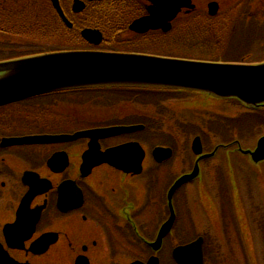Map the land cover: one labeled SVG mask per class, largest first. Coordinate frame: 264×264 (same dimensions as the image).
Instances as JSON below:
<instances>
[{
  "label": "flooded vegetation",
  "instance_id": "flooded-vegetation-1",
  "mask_svg": "<svg viewBox=\"0 0 264 264\" xmlns=\"http://www.w3.org/2000/svg\"><path fill=\"white\" fill-rule=\"evenodd\" d=\"M209 1L212 0H206V5ZM199 5L196 2L195 9ZM248 7L252 8L253 14H263L260 25L264 27V0H249ZM136 15L134 18L143 14ZM239 31L242 32L241 29ZM244 40L237 38L231 41L240 42L243 50ZM252 40L251 49L243 52L251 54L259 47V53L264 55V29L259 30ZM57 93L59 92L22 98L0 105V248L18 264H131L134 261L146 264L152 257L153 260L157 259L158 264H173L172 249L200 236L180 240L179 194L185 187L197 182L202 174H207V171L214 180L212 186L219 187L218 190H222L224 185L226 187L221 161L226 155V150L221 145L225 144L217 143L220 145L216 146L211 138L203 139L199 136L202 153L195 156L189 144H182V135L177 128L163 129L161 121L150 114H146L148 117L145 116L144 120L128 113L115 119L113 114L107 119L109 122L99 124L77 123L80 119L83 120L84 115L108 107L89 100L85 106L78 103L71 113L76 119L70 120L63 113H67V104L61 97H48ZM51 103L54 104L50 105ZM52 108L59 109V114H51ZM133 124L145 127L131 133L99 139L98 148L104 152L126 142L139 143L144 150V157L140 163V171L136 174L123 172L103 162L92 166L88 171H82V158L90 141L86 137L72 141L31 144H6L3 141ZM196 135L198 134L188 136ZM157 146L169 149V156L156 159L153 151ZM181 147L185 156L190 158V163H186L183 168H173V160L177 158ZM204 154L212 155L197 161ZM63 161L66 163L63 164ZM196 162V177L179 186L169 196L171 184L191 173ZM240 172L243 171L238 167V173ZM35 174L44 181L38 183V191L44 186L48 188L35 194L29 201L27 213L20 222L29 226L39 212L38 217L32 233L22 241V247H13L10 243L13 245L15 237L7 236L6 231H18L16 225L21 215H18L19 205L29 191L30 181L33 176L36 177ZM162 184L166 186L162 187ZM199 196L200 200L212 198L203 190ZM151 212L155 215L153 221L149 222ZM171 212L174 220L170 230L163 236L161 244H153L161 225ZM192 215L193 212L191 214L189 210L182 212V216ZM202 234L205 242L208 233ZM45 235L48 236V242L42 245L40 238ZM167 241L175 243L170 248L165 247ZM131 253L134 255L131 256Z\"/></svg>",
  "mask_w": 264,
  "mask_h": 264
},
{
  "label": "water",
  "instance_id": "water-1",
  "mask_svg": "<svg viewBox=\"0 0 264 264\" xmlns=\"http://www.w3.org/2000/svg\"><path fill=\"white\" fill-rule=\"evenodd\" d=\"M147 14L133 21L130 29L136 32H145L149 29H162L167 31L171 27V21L183 8H193L191 0H147ZM62 21L68 26L71 23L65 18L58 0H50ZM84 3L74 0L73 10L80 11ZM210 14H214L217 4H208ZM81 36L91 44H99L102 35L98 30L83 29ZM97 85H144L164 86L169 88H182L199 90L219 98H236L250 107H258L264 104V62L259 64H233L212 63L194 60H182L164 58L140 54H129L106 51H61L44 53L31 57L7 60L0 62V105L10 103L43 93L57 91L66 88ZM142 126H122L98 128L78 131L74 134L64 135H36L23 138H10L3 140L6 144L12 143H51L59 141H72L80 137L90 139L88 150L83 155L82 171H88L99 163H107L123 172L137 173L144 152L139 144L131 142L101 152L98 148V140L141 129ZM191 149L194 154L201 153V143L196 137ZM240 152L249 155L254 163L264 160V135L261 136L253 150L241 149ZM153 154L156 159H164L170 154L169 149L155 148ZM62 155V154H61ZM212 154L201 155L198 159ZM54 160V159H53ZM52 162V161H50ZM66 163L63 161V164ZM198 173L197 162L190 174L181 176L169 190V196L181 184L191 180ZM30 181V189L19 205L17 223L18 231L9 229L7 236L15 237L13 247H22V241L32 233L34 223L38 217L35 214L29 226L21 221L27 213L28 203L31 198L47 189L42 187L38 191V183H44L36 174ZM75 188V186H73ZM76 193V192H74ZM174 214L161 226L157 235V244L170 230ZM26 227V230H25ZM42 245L48 242V236L40 238ZM18 243V244H16ZM202 239L183 246L176 247L172 255L178 264H203ZM1 264H18L10 259L4 250L0 248ZM150 263V264H155ZM142 264V263H135Z\"/></svg>",
  "mask_w": 264,
  "mask_h": 264
},
{
  "label": "trees",
  "instance_id": "trees-1",
  "mask_svg": "<svg viewBox=\"0 0 264 264\" xmlns=\"http://www.w3.org/2000/svg\"><path fill=\"white\" fill-rule=\"evenodd\" d=\"M69 1L60 0L64 12L73 21L71 29L63 25L48 0L44 1L45 3L40 6V13L30 9L31 3L23 9L14 10L8 6V0H0V10L7 13L5 19L7 24H0V37L12 36L20 38L13 44L8 42L0 43V60L56 50L87 48V44L79 35L80 30L84 27L100 29L106 38L119 39L127 31L129 20L136 13L139 14L143 10L142 3L139 0H100L89 2L83 12L74 14L71 12ZM248 2L249 0L243 4L242 9L236 8V5L231 4L226 9L221 10L215 17H209L203 8H199L194 14L179 16L168 33L150 31L142 35H132L133 39H124L122 41L127 43L125 46L128 47H141L143 43L156 44L161 48L154 53L186 59L213 61L264 60V55L259 53V47L251 54L243 52L251 49L253 37L255 34L257 35L259 30L262 31L264 29L260 25L263 14L251 13L252 8H247ZM131 6H133L132 10ZM134 10H136V13H133ZM23 20L28 21V27H25L26 23H21ZM239 29L243 32L242 36L239 35ZM226 35L232 40L237 38L245 39V42H243L244 49L242 50L240 42L236 41H233L234 43L232 44H225L224 50L221 52L211 48L212 46H222V38ZM105 45L103 47L106 49L132 51L121 46L120 41L116 44L107 42ZM190 92L188 90L166 87L94 86L65 90L57 94H51L48 97H53L54 95L61 97L67 104V113L64 111L63 113L70 119H76V117L71 116V113L74 110L73 104H78L79 100H81L77 97L78 93L86 94L84 100H88L90 97L93 102H100L105 106L125 103L134 105L135 102L158 106L165 112L161 117H157L162 121L163 126L168 127L171 122V124L177 125L181 133L185 135V130H189V128L195 131H202V129L218 130V121L221 119L225 122L227 141L235 137L244 139L245 132L242 136H236L233 132H242L244 130L242 125L247 122H250V128L254 127L255 117L264 122V108L262 107L258 108L257 111L247 110V112L233 117L211 118V116L205 115L203 118H199L197 123H194L195 120L185 116L176 117L164 105L170 100L186 97ZM234 101L237 102L236 100ZM59 112V109L55 110L54 108L50 111L51 114L55 115H58ZM69 112L70 115H68ZM154 113H157L156 109ZM152 121H155V119H152ZM165 122L168 123V126H165ZM210 123L216 124L212 125ZM225 207V202L221 201L219 208L222 218L225 216L226 211L232 213L231 206H227L226 210ZM263 226L264 223L262 224Z\"/></svg>",
  "mask_w": 264,
  "mask_h": 264
},
{
  "label": "rangeland",
  "instance_id": "rangeland-1",
  "mask_svg": "<svg viewBox=\"0 0 264 264\" xmlns=\"http://www.w3.org/2000/svg\"><path fill=\"white\" fill-rule=\"evenodd\" d=\"M8 1V6H10V8L14 10L18 8L23 9L26 5H29L31 3L30 9L38 11L40 13V6L44 4V1L46 0ZM216 1L218 2L219 6H222L223 9L228 7L229 1L231 0ZM193 2L199 3V6H206V2L204 0H193ZM6 14L7 13L0 10V24H7L5 22ZM21 23H26L25 27H28L27 20H23L21 21ZM126 36L128 38L130 37L129 35ZM17 39L20 38L12 36L6 38L0 37V43L8 42L9 44H13L15 41H17ZM225 43L226 41L223 40V45H225ZM212 44H214V42H212ZM150 47L151 49L148 48L150 51H158L156 49L158 46L151 45ZM191 104H193V102H191ZM134 105H121L119 107H115L114 109L100 108L102 110H96V112L90 113V115L86 116L89 120L80 119L81 121L77 123L91 121L88 125H92L100 123L103 120L110 119L113 114L114 119L128 113H132L136 116V118H142L143 120L145 116L148 117V115L146 114L153 115L154 117H161L158 111L160 107L158 106L152 105L153 107H155L153 108L151 105L140 103H135ZM187 106L188 107H183L182 104H177L176 107H169L178 117L186 116L187 118H192L191 115L196 116V114L203 113L207 110V108L202 105H200V108L192 107L195 105ZM233 107L234 105L232 104L215 103L211 105L209 110L216 111L217 109L219 111H223V113L225 111H231L235 113V108ZM155 109L157 113H154ZM115 113L124 114L118 115ZM164 113L165 112H162V114ZM195 123H197V121H195ZM254 124V130H251L250 122H247L245 125H242V127L244 128L242 132H233L236 136H242L244 135V132L246 133L244 139L238 138L243 147L249 146L248 148H253L255 140L259 137L256 135L264 132L263 130L258 129V121H255ZM165 126H168L167 122H165ZM169 126H171V122L169 123ZM169 126L166 128L171 129L172 127ZM162 128L164 129L163 124ZM147 138L149 140L151 139L149 135H147ZM221 138L222 137L220 134L215 136L213 140L215 142L214 144L221 142ZM182 144L185 145V142H182ZM182 148L183 147L179 149L177 158L173 160V168L180 166L183 168L186 163H190V158L185 156ZM231 156L232 158L229 159V161L225 159H222L221 161L229 173V175L226 173V176H228L230 179L227 180L226 186L230 189L231 196L234 201L236 200V206L238 207L236 208V216L226 211V213L224 214L225 216H223V218L221 216V220L223 222L220 224V220L217 217V214H215V208L212 206L211 201H209L211 199L206 200L208 210L205 207L206 205H204L202 200H200L199 195L202 190L203 192H206L208 195L212 196L215 202L217 201L218 197V203L222 200H226V195L220 194L222 190H218L219 187L217 188L212 186V182H214V180L210 177V174L207 171V174H202L200 176L201 178L198 179L197 182L193 183V185L191 184L192 186L190 185L188 187H185V189L179 194L180 215H178V227L181 228L180 240L184 241L182 238L188 239L191 235L194 234L208 233L206 237L207 252L209 255L207 264H264V232H262L264 230V226L262 227V224L264 223V162L261 163L259 167H253L252 169L245 161V159L239 157L237 153L236 155L232 154ZM238 167L241 168L243 172L238 173ZM249 170H252L254 176L250 177L247 175V172ZM164 186H166V184H162V187ZM183 210H189L191 214L193 212V215L182 216ZM154 215L155 213L151 212L150 217L148 218L149 222L153 221ZM222 224L223 227L221 226ZM192 227L193 229H191ZM238 227H240L242 231L244 230L243 239L246 244V247H244L245 251L242 247V241H240L237 237V235L239 236ZM174 243V241H167L165 247L170 248V246ZM133 255L134 254L131 253V256Z\"/></svg>",
  "mask_w": 264,
  "mask_h": 264
}]
</instances>
